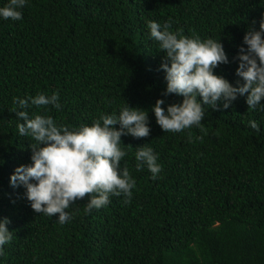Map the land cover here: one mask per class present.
<instances>
[{"label":"trees","instance_id":"trees-1","mask_svg":"<svg viewBox=\"0 0 264 264\" xmlns=\"http://www.w3.org/2000/svg\"><path fill=\"white\" fill-rule=\"evenodd\" d=\"M19 10L21 20L0 16V220L12 232L0 264H264V98L255 109L247 94L227 109L223 100L215 110L205 105L200 126L164 132L152 107L183 97L163 95L164 53L148 27L171 22L173 32L219 40L229 63L213 72L238 86L233 58L247 48L249 27L259 30L264 0H26ZM54 92L61 108L33 105L30 118L78 129L119 116L126 103L147 110L149 136H121L120 172L127 167L136 185L128 203L110 195L85 213L86 197L61 224L58 214L32 209L24 186L11 185L15 168L32 163L35 143L19 134L13 98ZM145 144L161 166L155 179L147 165L136 170Z\"/></svg>","mask_w":264,"mask_h":264},{"label":"clouds","instance_id":"clouds-1","mask_svg":"<svg viewBox=\"0 0 264 264\" xmlns=\"http://www.w3.org/2000/svg\"><path fill=\"white\" fill-rule=\"evenodd\" d=\"M26 0H8L0 7V16L4 19L21 20L22 9ZM151 38L159 42V49L164 53L161 68L167 81L164 96L176 94L182 96L180 103L169 104L165 110L164 99H157L152 111L158 125L164 132H181L193 125L200 126L205 118V105L214 110L229 108L237 95H245L248 109H255L264 98V19L260 21L259 30L249 27L243 37L245 49L240 46L233 59L238 60L236 75L243 83L237 81L233 86L223 76L216 75L213 69L220 64L229 63L223 44L211 38L201 40L199 36L187 37L182 30L171 31V22L163 26L156 21H149ZM198 97L202 98L201 100ZM17 124L21 136H30L35 143L32 149L30 165H20L10 176V183L15 188L24 186L26 198L36 213L56 216L61 224L71 219L66 211L78 200L91 197L85 213L93 208L99 209L109 203L110 195L124 194L128 203L136 185L129 170L125 167L120 172V161L127 153L120 147L122 135L135 138L150 134L147 110L130 107L127 103L119 116L101 115L91 126L70 129L57 125L51 116L34 114L29 117L30 106L43 107L53 105L58 110L59 93L50 97L38 93L35 97L13 98ZM101 121L103 122L101 124ZM119 124L117 129L115 125ZM250 125L257 131L259 125L253 120ZM131 146V145H129ZM135 158L136 170L144 165L152 173V178L161 171L157 156L146 144L139 147ZM10 220H0V254L3 245L10 242L12 232L6 225Z\"/></svg>","mask_w":264,"mask_h":264}]
</instances>
